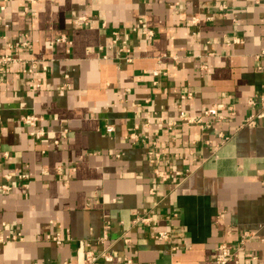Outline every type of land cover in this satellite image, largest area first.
Listing matches in <instances>:
<instances>
[{"label":"crops","instance_id":"obj_1","mask_svg":"<svg viewBox=\"0 0 264 264\" xmlns=\"http://www.w3.org/2000/svg\"><path fill=\"white\" fill-rule=\"evenodd\" d=\"M1 15L0 57L17 61L0 66V264H84L104 245L105 264H216L222 241L230 264H264V117L245 124L264 0H0ZM215 104L235 113L185 119Z\"/></svg>","mask_w":264,"mask_h":264},{"label":"built area","instance_id":"obj_2","mask_svg":"<svg viewBox=\"0 0 264 264\" xmlns=\"http://www.w3.org/2000/svg\"><path fill=\"white\" fill-rule=\"evenodd\" d=\"M31 1H35V0H31ZM2 8H5V5H2ZM4 16H0V19H3ZM76 22L80 23V24H89V18L86 15H81L78 18H76ZM140 22H142V20H140ZM5 26L8 27L9 23L6 22ZM135 29H137V26L134 27ZM144 33L146 35H152L154 34V30L150 29L144 30ZM117 38V37H116ZM65 41L67 40V35L66 34H62L61 36L57 37L56 41ZM31 45L30 39H29V35L27 33H25L19 41L17 42H10L9 43V47H14V49L16 51H20L23 48L29 47ZM263 55L264 57V50L262 51V53L259 55V57H261ZM13 62V61H17L16 57L14 54L9 53V54H4L0 57V66L3 67L5 64H7L8 62ZM34 66V65H33ZM34 69L33 67H31L29 69L30 72H32ZM156 73H158V70L156 71ZM37 86H39V84H37ZM249 103L254 105L257 103V100L255 97H250L249 99ZM260 100H261V104H262V108L259 112L257 113H251L246 117V121L245 124L247 125H256L258 122V118L260 117H264V92L263 94L260 95ZM229 111L224 113V110L221 109L217 104L209 106L208 108L204 109L201 113L193 115V116H189L185 117V119L187 121H197L199 123H204L205 127H209L212 124V119H214L215 117L219 118V119H224L228 114H234L235 113V109L233 106H230V108L228 109ZM209 117V118H208ZM210 117L211 120H210ZM206 118H208V120H206ZM36 120V116L34 114H29L26 116V121L28 123H30L31 125H33L35 123ZM106 130L108 132H114L115 131V125H113L112 123H108L106 125ZM67 131V129H66ZM65 131V132H66ZM45 128L43 126H41V128L38 129H33L32 130V134L36 135L37 137H41V135L45 134ZM133 139L136 138V135H132L131 136ZM120 155V154H117ZM158 156V152L150 151L149 152V159L151 160V162H155L156 158ZM155 173L156 175H158L159 177L165 179L169 178V174L168 172H166L163 169H160V167H156L155 168ZM7 177H10V174H6ZM21 178L27 177L28 174L24 173L22 175H20ZM28 184V183H26ZM153 217L152 215H144L141 217H138L137 220H141L144 223H150L152 221ZM109 226V225H107ZM250 235V233L245 232L240 239L241 243H245L246 238ZM46 236L49 239L54 240L57 244H62L63 240H64V236H62L60 233L56 232V233H51L48 232L46 234ZM13 238H17L15 235L12 236ZM153 237L161 240L163 242H171L173 239V235L172 232L168 231V230H158L155 231V233L153 234ZM127 240H129V238H127ZM89 244V243H88ZM178 249V245L172 246V250H176ZM239 256V252L238 249H234L232 247L231 244H229L227 241H222L219 246L217 247V252L215 253V261L216 264H230L231 261L237 260ZM253 258H256V256H252ZM103 258V259H101ZM114 259V254L111 251V245H104L103 249L100 251V253H96L94 250L92 249H88L86 251V257L84 259V264H105L106 261H112ZM128 263H131V259L128 258Z\"/></svg>","mask_w":264,"mask_h":264}]
</instances>
